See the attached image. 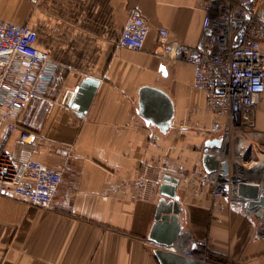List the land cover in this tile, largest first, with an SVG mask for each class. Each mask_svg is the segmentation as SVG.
Masks as SVG:
<instances>
[{
    "label": "crops",
    "instance_id": "obj_1",
    "mask_svg": "<svg viewBox=\"0 0 264 264\" xmlns=\"http://www.w3.org/2000/svg\"><path fill=\"white\" fill-rule=\"evenodd\" d=\"M134 10L150 27L141 51L117 46ZM260 16L264 21V2ZM0 19L28 26L35 47L55 65L47 99L26 105L18 130L0 123V152L62 172L48 209L0 198V264H159L154 251L164 248L148 235L164 175L178 179L179 245L181 238L205 242L193 256L177 244L175 253L200 264L202 252L210 264V255L224 264H264V222L257 229L239 205L215 198L203 170L207 141L220 137L208 133L215 117L204 92L191 86L192 67L153 55L159 29L190 47L202 41L196 0H0ZM86 80L97 86L82 87ZM143 88L171 101L165 131L140 116ZM19 129L38 138L22 144ZM252 129L255 135L235 140L229 161L254 158L256 145H264V92ZM261 180L252 184L262 188L264 173Z\"/></svg>",
    "mask_w": 264,
    "mask_h": 264
},
{
    "label": "built area",
    "instance_id": "obj_2",
    "mask_svg": "<svg viewBox=\"0 0 264 264\" xmlns=\"http://www.w3.org/2000/svg\"><path fill=\"white\" fill-rule=\"evenodd\" d=\"M36 4V0H30ZM264 0H196L203 13L202 41L190 47L171 41L166 29L157 31L153 55L182 61L193 69L191 86L205 94V108L215 117L208 131L220 137L218 148L207 147L217 162L229 163V150L237 138L255 135L254 110L264 92V21L260 8ZM150 32L147 22L132 11L117 41L119 48L141 51ZM35 33L26 25L0 19V123L8 132L18 130V119L30 101L46 100L55 65L38 50ZM238 133V136L237 134ZM37 135L20 130L18 141L31 144ZM254 158L235 159L227 175L221 169L210 174L215 198L236 201L240 183H261L264 173V145L257 144ZM228 161V162H227ZM228 164V165H229ZM62 183V172L33 160L17 161L0 152V198L20 199L41 209L50 208ZM246 206V218H264ZM180 237V236H179ZM177 250L179 238L177 241ZM175 244V245H176ZM174 245V246H175ZM193 256L205 242H186ZM170 249L174 252L173 247ZM203 264L205 252H202ZM184 254H186L184 252Z\"/></svg>",
    "mask_w": 264,
    "mask_h": 264
},
{
    "label": "water",
    "instance_id": "obj_3",
    "mask_svg": "<svg viewBox=\"0 0 264 264\" xmlns=\"http://www.w3.org/2000/svg\"><path fill=\"white\" fill-rule=\"evenodd\" d=\"M87 83H92V87L94 88L97 86L96 81L86 80L82 87ZM94 88L86 94L82 110H86V107L90 104ZM139 109L140 116L146 124L156 125L162 131L167 129L173 117V107L168 96L154 88H143L140 90ZM220 144V139H213L207 141L206 146L219 147ZM202 167L207 174L214 173L219 168L217 160L208 153L202 156ZM220 169L222 175H227L228 164L226 162L221 163ZM177 184L178 179L169 175L163 176L158 191L160 198L157 203L154 223L150 229L148 239L164 248H159L154 251L159 264H200V262L192 258L170 250L177 243L179 234L183 230L180 219L183 208L179 202V197L176 195ZM237 198L236 201H225L233 205H239L241 213L246 206L252 208L258 205L264 209V186L261 188L257 184L240 183L237 186ZM248 220L253 226L255 225V221L261 220L264 222V218L260 219L257 216L248 218Z\"/></svg>",
    "mask_w": 264,
    "mask_h": 264
},
{
    "label": "rangeland",
    "instance_id": "obj_4",
    "mask_svg": "<svg viewBox=\"0 0 264 264\" xmlns=\"http://www.w3.org/2000/svg\"><path fill=\"white\" fill-rule=\"evenodd\" d=\"M232 148H233V146L231 145V147H230V150H232ZM253 217V216H252ZM260 221L261 220H258V221H255V227L258 229V228H260ZM257 222V223H256ZM182 240L180 241V247L182 248V247H184V249L186 250L187 249V247H185V245H186V241L188 240V239H183V238H181Z\"/></svg>",
    "mask_w": 264,
    "mask_h": 264
},
{
    "label": "bare ground",
    "instance_id": "obj_5",
    "mask_svg": "<svg viewBox=\"0 0 264 264\" xmlns=\"http://www.w3.org/2000/svg\"><path fill=\"white\" fill-rule=\"evenodd\" d=\"M252 208L257 212V214L259 216H261V214H262V212H261V206L256 205V206H253Z\"/></svg>",
    "mask_w": 264,
    "mask_h": 264
},
{
    "label": "trees",
    "instance_id": "obj_6",
    "mask_svg": "<svg viewBox=\"0 0 264 264\" xmlns=\"http://www.w3.org/2000/svg\"><path fill=\"white\" fill-rule=\"evenodd\" d=\"M208 259H209L210 262H213V263H216V264H224L223 262L217 261L216 259H214L211 255L208 256Z\"/></svg>",
    "mask_w": 264,
    "mask_h": 264
}]
</instances>
